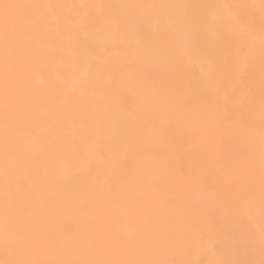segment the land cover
Masks as SVG:
<instances>
[{
    "label": "bare ground",
    "instance_id": "1",
    "mask_svg": "<svg viewBox=\"0 0 264 264\" xmlns=\"http://www.w3.org/2000/svg\"><path fill=\"white\" fill-rule=\"evenodd\" d=\"M0 264H264V0H0Z\"/></svg>",
    "mask_w": 264,
    "mask_h": 264
}]
</instances>
